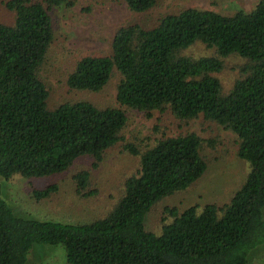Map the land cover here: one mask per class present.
<instances>
[{
  "label": "trees",
  "instance_id": "1",
  "mask_svg": "<svg viewBox=\"0 0 264 264\" xmlns=\"http://www.w3.org/2000/svg\"><path fill=\"white\" fill-rule=\"evenodd\" d=\"M116 1L137 17L117 28L108 53L81 56L65 78L69 90L90 93L115 79V103L101 106L48 104L41 69L55 39L52 11L72 2L2 0L14 17L0 21V179L57 175L84 199L97 192L95 172L112 175L107 157L116 145L136 167L113 206L88 223L17 217L0 185V264H27L33 244H61L69 264H248L249 250L264 243V0L230 13L185 7L150 25L143 21L158 0ZM197 42L215 53L183 54ZM230 55L244 62L223 92L218 74ZM156 113L162 126L155 124L152 143L125 138L134 116ZM165 117L179 129L202 118L229 131L233 155L249 171L227 202L175 200L152 222L157 203L190 189L220 158L205 153L219 147L218 132L169 135ZM58 189L32 193L41 200Z\"/></svg>",
  "mask_w": 264,
  "mask_h": 264
},
{
  "label": "rangeland",
  "instance_id": "2",
  "mask_svg": "<svg viewBox=\"0 0 264 264\" xmlns=\"http://www.w3.org/2000/svg\"><path fill=\"white\" fill-rule=\"evenodd\" d=\"M72 5L56 7L52 11L55 39L50 47L47 64L44 65L42 76L49 90L48 104L54 105L60 101H78L89 99L105 106L115 103V79L98 93L75 92L65 85L66 74L75 66L76 60L86 54H105L110 51V41L121 25L137 17L126 4L116 0H69ZM257 0H158L156 7L149 11L148 20L143 22L152 24L153 20L165 13H172L185 7L215 10L230 13L243 9L248 11ZM13 13L8 11L0 0V21L12 22ZM215 53L214 48H208L197 42L183 51L191 57L209 56ZM224 70L218 74L223 85V92L231 88L239 74V66L244 60L236 55L224 59ZM158 114L151 119L134 116L130 125L125 129V138L138 137V142L149 145L153 141L154 126ZM169 123L168 134L181 131H193L203 138L213 135V130L219 133L221 141L219 147L213 151H205L206 155H220L218 161L211 162L202 178L190 189H185L163 198L150 212L151 221L161 216L163 208L176 203L195 202L198 204L213 203L221 205L243 181L249 171V164L233 155L234 135L229 131L217 129L213 123L202 118L190 121L187 127H177V123ZM161 126L162 123L158 122ZM163 130V127H161ZM150 137V138H149ZM149 138V139H146ZM144 139V140H143ZM143 140V141H142ZM107 168L112 175L105 172H95L94 188L97 192L89 198H80L74 194L72 182L59 181V176H42L23 178L14 176L9 181L0 179L1 198L11 207L17 217L55 222L77 224L88 223L103 216L119 198L123 190L124 179L135 169L134 161L116 145L108 153ZM64 177H68L64 175ZM59 181V182H58ZM58 184V191L46 199L37 200L33 190H43L49 185ZM148 215V214H147ZM147 217V216H146ZM264 218V209H263ZM150 219L147 220L149 223ZM146 224V223H145ZM248 264H264V243L249 250ZM27 264H69L66 261L65 248L61 244H33L27 256Z\"/></svg>",
  "mask_w": 264,
  "mask_h": 264
}]
</instances>
